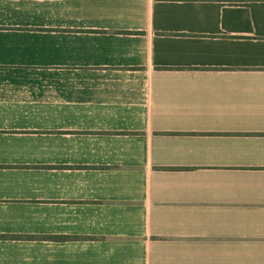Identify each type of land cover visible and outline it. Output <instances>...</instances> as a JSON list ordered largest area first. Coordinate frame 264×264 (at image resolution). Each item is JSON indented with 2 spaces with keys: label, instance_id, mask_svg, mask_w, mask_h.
Segmentation results:
<instances>
[{
  "label": "crops",
  "instance_id": "crops-1",
  "mask_svg": "<svg viewBox=\"0 0 264 264\" xmlns=\"http://www.w3.org/2000/svg\"><path fill=\"white\" fill-rule=\"evenodd\" d=\"M0 264H264V0H0Z\"/></svg>",
  "mask_w": 264,
  "mask_h": 264
},
{
  "label": "trees",
  "instance_id": "trees-1",
  "mask_svg": "<svg viewBox=\"0 0 264 264\" xmlns=\"http://www.w3.org/2000/svg\"><path fill=\"white\" fill-rule=\"evenodd\" d=\"M222 27L227 32L243 34L252 31L251 20L246 8H224L222 13ZM55 240L64 237L54 236Z\"/></svg>",
  "mask_w": 264,
  "mask_h": 264
}]
</instances>
